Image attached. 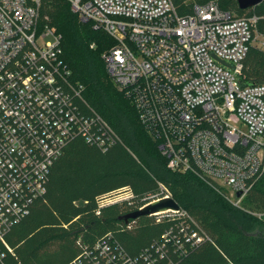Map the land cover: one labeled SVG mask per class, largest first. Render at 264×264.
I'll list each match as a JSON object with an SVG mask.
<instances>
[{"label":"built area","instance_id":"obj_1","mask_svg":"<svg viewBox=\"0 0 264 264\" xmlns=\"http://www.w3.org/2000/svg\"><path fill=\"white\" fill-rule=\"evenodd\" d=\"M82 22L115 41L103 52L115 88L128 97L172 171L192 173L235 206L264 172V83H243L251 46L264 50L259 17L216 1L182 14L173 0H66ZM42 0H0V261L6 235L43 197L64 148L82 138L102 151L123 142L84 98L64 66L62 36L43 23ZM164 194L149 203L172 197ZM241 192L238 197L237 193ZM105 194L101 203L127 199ZM185 217L152 248L130 254L112 233L84 246L72 264H156L167 243L179 252L208 239Z\"/></svg>","mask_w":264,"mask_h":264},{"label":"trees","instance_id":"obj_2","mask_svg":"<svg viewBox=\"0 0 264 264\" xmlns=\"http://www.w3.org/2000/svg\"><path fill=\"white\" fill-rule=\"evenodd\" d=\"M209 1L237 16H258L259 31L264 33V1L242 9L238 0H173L182 14ZM41 10L43 23L62 36V58L71 82L83 86L85 100L123 142L102 151L80 137L70 141L52 166L45 195L6 235L12 252L7 250L0 264H72L84 246L109 233L130 254L139 255L171 225L185 219L164 216L157 221L147 215L126 223L122 218L163 195L162 186L208 239L186 252L167 243V256L156 264H264V172L238 207L196 175L169 169L159 143L108 74L102 54L115 44L114 39L93 23L82 22L66 0H42ZM262 81L264 50L251 46L244 60L243 83ZM120 191L131 196L101 203L103 195Z\"/></svg>","mask_w":264,"mask_h":264},{"label":"water","instance_id":"obj_3","mask_svg":"<svg viewBox=\"0 0 264 264\" xmlns=\"http://www.w3.org/2000/svg\"><path fill=\"white\" fill-rule=\"evenodd\" d=\"M263 1L264 0H238V3H239L240 8L247 9L249 7L258 5L262 3ZM260 83H264V81ZM241 194H242L241 192H238L237 196L240 197ZM180 209L181 207L178 204V202L174 198L168 197V198H162L159 200H155L149 203L148 205L144 206L143 208H140L132 213H129L123 216L122 218L125 220L126 223H128L129 220L137 219L141 216L152 215L156 212H165L167 210H180Z\"/></svg>","mask_w":264,"mask_h":264},{"label":"rangeland","instance_id":"obj_4","mask_svg":"<svg viewBox=\"0 0 264 264\" xmlns=\"http://www.w3.org/2000/svg\"><path fill=\"white\" fill-rule=\"evenodd\" d=\"M117 196H118V194L112 193V194H110V196L108 198L114 200ZM53 252H55V251L53 250Z\"/></svg>","mask_w":264,"mask_h":264},{"label":"crops","instance_id":"obj_5","mask_svg":"<svg viewBox=\"0 0 264 264\" xmlns=\"http://www.w3.org/2000/svg\"><path fill=\"white\" fill-rule=\"evenodd\" d=\"M8 243V242H7ZM9 245V244H8ZM10 246V245H9ZM11 248V247H10ZM12 249V248H11Z\"/></svg>","mask_w":264,"mask_h":264}]
</instances>
